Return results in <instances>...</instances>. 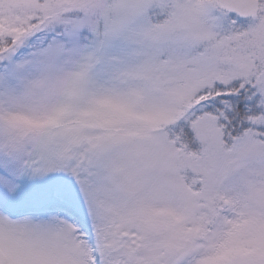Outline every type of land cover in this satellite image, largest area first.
Wrapping results in <instances>:
<instances>
[{
    "label": "snow or ice",
    "instance_id": "snow-or-ice-1",
    "mask_svg": "<svg viewBox=\"0 0 264 264\" xmlns=\"http://www.w3.org/2000/svg\"><path fill=\"white\" fill-rule=\"evenodd\" d=\"M0 264H264V0H0Z\"/></svg>",
    "mask_w": 264,
    "mask_h": 264
}]
</instances>
